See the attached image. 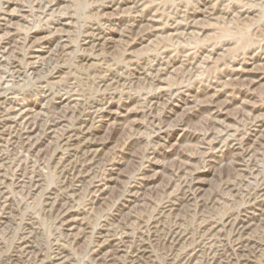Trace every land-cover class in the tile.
I'll use <instances>...</instances> for the list:
<instances>
[{
    "label": "rangeland",
    "instance_id": "rangeland-1",
    "mask_svg": "<svg viewBox=\"0 0 264 264\" xmlns=\"http://www.w3.org/2000/svg\"><path fill=\"white\" fill-rule=\"evenodd\" d=\"M6 15L0 264H264V0H0ZM16 107L45 115L29 146Z\"/></svg>",
    "mask_w": 264,
    "mask_h": 264
},
{
    "label": "bare ground",
    "instance_id": "bare-ground-1",
    "mask_svg": "<svg viewBox=\"0 0 264 264\" xmlns=\"http://www.w3.org/2000/svg\"><path fill=\"white\" fill-rule=\"evenodd\" d=\"M5 17H7V15L6 16H2V18H0V23L1 22H3V23L4 22H6V23H10L11 22L10 18L8 19V17H7V19H6ZM8 31H13V29H11L8 26V28H5V32H6L7 35L10 34ZM63 42H64V40H63ZM0 44H1L0 45L1 52L3 51L4 53H6L7 50L6 49H4V50L2 49V46H3L4 43H1L0 42ZM43 45H45V43H40L38 45V47L36 48V50H32V49H34L35 43L34 42L28 43V39H27L26 44H25L26 51H25L24 58L26 57L27 60L32 61V62L35 61L36 59H41L40 57H41L42 54H40V53L41 52H44ZM53 52H55V50ZM4 53L2 55H4ZM49 57H52V58H50V61H53L54 59L56 60V58H58L59 56H58V54L57 55L56 54H52ZM6 58H7V56L4 58V60H3V57H2V60H0V65L1 66H2L3 63H5V59ZM260 62H264V61L261 60ZM182 64L185 67L186 62L183 61ZM13 65L14 64L12 63L9 66H13ZM261 65H264V63H261L259 65V67H261ZM1 66H0V68H1ZM189 74H191V73H189ZM245 79H247V76H246ZM245 85H247V84H245ZM49 97H51V96H49ZM64 98H66V97H64ZM64 98H63V100L60 101L61 106H63V105H66L67 106L69 104L70 100H71L70 97H67V99H64ZM12 116H15L14 118H15V122H16V124H15V127L16 128H20V127H23L24 126V128L26 129L25 132H23L22 130H21V132H22V136L24 138V141H25L26 145L29 146L30 145L29 142H31V140L29 139V137L31 135L30 132H33L35 130L36 124L38 122L42 121L44 119L45 115L43 114L42 111L41 112H39V111H34L33 112V111H30V110L29 111H26V108L16 107V108L9 109V110L6 111V117H12ZM60 119L61 118L56 117L53 120L54 123H53V125L50 128H48V130L46 132V135L49 134V133L52 134V132H56L55 129H54V126H56L59 123ZM49 136L51 137L52 135H49ZM52 138L53 139L51 141H54L56 139V133L52 136ZM57 142H60V140L57 141ZM120 238H121V236L118 235V237L116 239H120ZM58 257H56L55 261L58 260Z\"/></svg>",
    "mask_w": 264,
    "mask_h": 264
}]
</instances>
